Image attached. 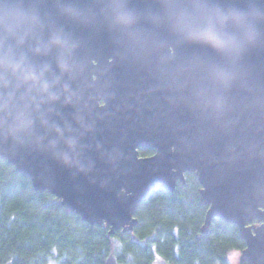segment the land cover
Returning a JSON list of instances; mask_svg holds the SVG:
<instances>
[{
	"label": "water",
	"instance_id": "water-1",
	"mask_svg": "<svg viewBox=\"0 0 264 264\" xmlns=\"http://www.w3.org/2000/svg\"><path fill=\"white\" fill-rule=\"evenodd\" d=\"M116 5L131 22H114ZM23 6L28 29L0 40V157L109 233L133 229L151 190L194 173L207 205L201 233L213 218L232 223L245 243L239 261L264 264V0ZM177 19L196 26L181 37ZM241 25L254 39L237 52ZM5 106L9 123L31 120L28 131L5 132ZM141 146L154 153L140 156ZM103 264L125 263L109 253Z\"/></svg>",
	"mask_w": 264,
	"mask_h": 264
},
{
	"label": "trees",
	"instance_id": "trees-1",
	"mask_svg": "<svg viewBox=\"0 0 264 264\" xmlns=\"http://www.w3.org/2000/svg\"><path fill=\"white\" fill-rule=\"evenodd\" d=\"M199 187L196 175L185 173L173 191L151 190L137 206L133 229L109 233L106 224L65 212L55 195L34 190L27 175L0 157V264H103L109 253L125 264L161 258L169 264H229L228 254L245 243L236 225L219 218L201 233L207 205Z\"/></svg>",
	"mask_w": 264,
	"mask_h": 264
},
{
	"label": "clouds",
	"instance_id": "clouds-1",
	"mask_svg": "<svg viewBox=\"0 0 264 264\" xmlns=\"http://www.w3.org/2000/svg\"><path fill=\"white\" fill-rule=\"evenodd\" d=\"M121 6L116 5L114 12V22L117 24H126L131 22V17L128 13L120 10ZM33 17L25 10L23 6V0H0V40L5 43L9 38H18L24 33L32 22ZM174 28L177 33L182 37L186 34L189 27H195V22L189 23L182 19L174 21ZM242 31L238 39L235 40L237 45V52L242 51L246 44L251 43L254 37L251 35L250 29L244 25H241ZM226 53L231 52L226 50ZM7 62V61H6ZM5 119L3 121L5 125V132L17 135L29 130L31 126V120L28 117L23 119L14 114L11 122H8L7 115L11 112L5 106ZM27 121V122H24Z\"/></svg>",
	"mask_w": 264,
	"mask_h": 264
},
{
	"label": "flooded vegetation",
	"instance_id": "flooded-vegetation-1",
	"mask_svg": "<svg viewBox=\"0 0 264 264\" xmlns=\"http://www.w3.org/2000/svg\"><path fill=\"white\" fill-rule=\"evenodd\" d=\"M114 59L112 58V57H108V59H107V61L108 62H111V61H113ZM95 63V60H93V64ZM119 68H120V66H118V65H115V66H108V69H114V71L116 72V71H118L119 70ZM92 77H93V79L96 77L94 74L92 75ZM99 103L101 104V105H103L104 104V101L101 99L100 101H99ZM139 148H145L146 150H148L147 152V154L146 155H140V153H139V155L140 156H149V155H152L153 153H154V149L153 148H146V147H139ZM138 148V149H139ZM138 152H139V150H138Z\"/></svg>",
	"mask_w": 264,
	"mask_h": 264
},
{
	"label": "rangeland",
	"instance_id": "rangeland-1",
	"mask_svg": "<svg viewBox=\"0 0 264 264\" xmlns=\"http://www.w3.org/2000/svg\"><path fill=\"white\" fill-rule=\"evenodd\" d=\"M239 255H240V251H231L228 256H227V261L229 264H239Z\"/></svg>",
	"mask_w": 264,
	"mask_h": 264
}]
</instances>
